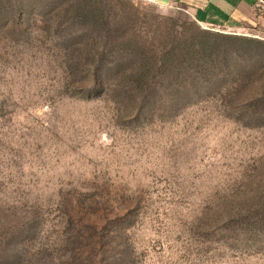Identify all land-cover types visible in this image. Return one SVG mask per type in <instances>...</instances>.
Segmentation results:
<instances>
[{
	"label": "rangeland",
	"instance_id": "rangeland-1",
	"mask_svg": "<svg viewBox=\"0 0 264 264\" xmlns=\"http://www.w3.org/2000/svg\"><path fill=\"white\" fill-rule=\"evenodd\" d=\"M13 1L15 22L0 14V263L264 264V235L244 224L264 211V50L227 38L264 37L157 0H95L97 20L114 17L106 42L68 0ZM207 39L219 49L199 57Z\"/></svg>",
	"mask_w": 264,
	"mask_h": 264
},
{
	"label": "crops",
	"instance_id": "crops-1",
	"mask_svg": "<svg viewBox=\"0 0 264 264\" xmlns=\"http://www.w3.org/2000/svg\"><path fill=\"white\" fill-rule=\"evenodd\" d=\"M187 10L203 27L264 37V0H157Z\"/></svg>",
	"mask_w": 264,
	"mask_h": 264
},
{
	"label": "trees",
	"instance_id": "trees-1",
	"mask_svg": "<svg viewBox=\"0 0 264 264\" xmlns=\"http://www.w3.org/2000/svg\"><path fill=\"white\" fill-rule=\"evenodd\" d=\"M68 1L72 2V4L76 5L75 8L80 11L79 18L83 20L82 22H85V20L87 18L92 19L89 22V25L83 26L85 29L89 30V27H90L93 29L92 32H94L95 34L99 33V35H102L104 37V39L106 40V42H112L111 38H112L113 30L111 29V26H112V24H114L112 22V21H114V17H113V19H112V17H109V19L107 18L104 21L97 20L96 18L99 16L98 15V8L99 7L96 5L95 0H68ZM74 1H76V2L74 3ZM13 2H14L13 0H0V14H1V9L3 8L1 5H3V3H5L6 7H12V8H10V9H12V12H10V18L8 19V20H10L11 23L15 22V19H16L15 13L18 11V9H17L18 2H17V5H15L14 4L15 2L14 3ZM205 34H207V33H205ZM209 35L210 34L208 33L207 36H209ZM217 37H223V36H217ZM227 38L232 39L233 41H236L240 45L243 43L246 44L249 48H245L243 50L244 52H246L248 50V51L257 53L260 56L262 53H264L263 51H262V53L259 52L261 49L264 50V41L255 40V39H248V38H243V37H238V36H228ZM219 45L220 44H218L217 42L210 43V41L207 39V40H204L202 44H200L201 50L197 49L196 51L198 52L199 57L209 58V57L214 56V55H212L213 51H216V49H219L218 48ZM169 48H170L169 50L163 51V53L161 55V59L165 58L167 61V66L166 65H164V66L166 68L170 67L169 69L173 70L174 69L173 65L176 63L175 58H177L176 51L178 50V48L175 45L174 41L172 42V45ZM141 49L144 50L145 48H141ZM244 52H241V53H244ZM261 89H263V91H264V87H261ZM261 95L262 96H260L259 98L255 99L253 101V105L256 108H257V106L264 105V103L262 102L264 100V92L261 93ZM255 112H258V111L255 110ZM244 224L246 226H249V227H251L253 225L257 226L258 232H261V234L264 235V211L261 213H256V215H249L248 214V217H246ZM86 225H87L86 228H88V226H90L92 229H95L93 224L87 223ZM7 244H8L9 248H12L10 246V241ZM7 249L8 248H6L3 251L5 253L3 255H10V253L8 252ZM97 250H98L97 252L99 254L98 258H100V256L102 254H104V252H105L104 247H101V245H100ZM89 262L91 264H99L98 261L90 260ZM121 263L131 264L129 261L125 262L124 259H121Z\"/></svg>",
	"mask_w": 264,
	"mask_h": 264
},
{
	"label": "built area",
	"instance_id": "built-area-1",
	"mask_svg": "<svg viewBox=\"0 0 264 264\" xmlns=\"http://www.w3.org/2000/svg\"><path fill=\"white\" fill-rule=\"evenodd\" d=\"M206 28V27H205Z\"/></svg>",
	"mask_w": 264,
	"mask_h": 264
}]
</instances>
